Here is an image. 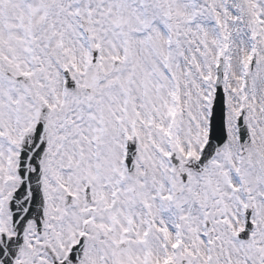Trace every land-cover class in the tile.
Masks as SVG:
<instances>
[{
  "label": "snow or ice",
  "instance_id": "snow-or-ice-1",
  "mask_svg": "<svg viewBox=\"0 0 264 264\" xmlns=\"http://www.w3.org/2000/svg\"><path fill=\"white\" fill-rule=\"evenodd\" d=\"M0 264H264V0H0Z\"/></svg>",
  "mask_w": 264,
  "mask_h": 264
}]
</instances>
